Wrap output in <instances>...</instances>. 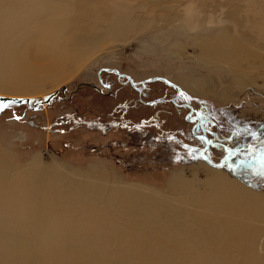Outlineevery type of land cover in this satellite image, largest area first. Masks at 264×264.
<instances>
[{"label":"bare ground","instance_id":"1","mask_svg":"<svg viewBox=\"0 0 264 264\" xmlns=\"http://www.w3.org/2000/svg\"><path fill=\"white\" fill-rule=\"evenodd\" d=\"M130 10L125 0H85L79 10L71 2L11 0L0 23L8 29L0 35V90L42 94L100 52L132 42V31L150 21ZM220 15L209 22L224 26ZM184 18L192 28L201 21L190 6ZM220 31L194 40L202 62L220 63L237 87L255 83L264 49L246 34L241 43ZM231 94L226 88L221 96ZM55 157L37 153L17 168L0 151V264H264V193L229 169L200 160L205 178L176 172V195L168 196L138 182L107 188Z\"/></svg>","mask_w":264,"mask_h":264},{"label":"rangeland","instance_id":"2","mask_svg":"<svg viewBox=\"0 0 264 264\" xmlns=\"http://www.w3.org/2000/svg\"><path fill=\"white\" fill-rule=\"evenodd\" d=\"M10 1L0 0L3 25ZM247 1L125 0L135 18L150 21L132 31V42L100 52L73 78L42 94L0 90L6 97L33 98L0 112V151L17 168L40 153L48 162L56 156L107 181V188L138 182L172 196L173 174L192 177L197 172L202 180L199 162L204 160L264 193V176L236 167L244 158L239 154L229 157L230 150L264 145V73H252L255 83L237 87L220 63L202 62L194 43L196 37H216L224 29L241 43L246 34L256 51L264 49V0ZM56 2H71L79 10L85 0ZM186 6L201 18L193 28L184 18ZM219 14L227 20L224 26L209 22ZM226 88L231 96H221ZM82 264L95 263L84 259Z\"/></svg>","mask_w":264,"mask_h":264},{"label":"snow or ice","instance_id":"3","mask_svg":"<svg viewBox=\"0 0 264 264\" xmlns=\"http://www.w3.org/2000/svg\"><path fill=\"white\" fill-rule=\"evenodd\" d=\"M183 95V94H181ZM17 103L15 99L4 100L0 97V112H4L6 109H10L13 104ZM17 120L22 119L19 116L14 117ZM252 138L255 140L258 138L257 133H251ZM239 154L244 157L236 163V167L251 171L257 176H264V145L259 149H253L251 146L248 147V151L244 152L240 149L230 150L229 157Z\"/></svg>","mask_w":264,"mask_h":264},{"label":"water","instance_id":"4","mask_svg":"<svg viewBox=\"0 0 264 264\" xmlns=\"http://www.w3.org/2000/svg\"><path fill=\"white\" fill-rule=\"evenodd\" d=\"M130 80L132 81V79L130 78ZM132 83L134 84V82L132 81ZM52 97V95L49 97V98H51ZM2 98H4V100H11V99H15L16 101H17V103H21V102H23L24 100L25 101H27V102H30L33 98H31V97H29V98H15V97H2ZM49 99H47V101H48ZM42 103V102H41Z\"/></svg>","mask_w":264,"mask_h":264}]
</instances>
